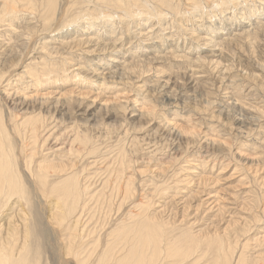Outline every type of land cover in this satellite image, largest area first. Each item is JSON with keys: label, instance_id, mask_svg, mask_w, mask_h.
Instances as JSON below:
<instances>
[{"label": "rangeland", "instance_id": "1", "mask_svg": "<svg viewBox=\"0 0 264 264\" xmlns=\"http://www.w3.org/2000/svg\"><path fill=\"white\" fill-rule=\"evenodd\" d=\"M199 1L190 7L173 0L171 13L149 20L116 15L90 25L82 18L58 22L60 29L39 41L61 54L56 58L64 69L38 47L27 62L35 76L22 68V85H0L1 106L19 118L24 109L2 105L4 97L35 108L66 105L68 114L50 117L55 136L48 145L55 152L72 143L83 149L76 168L86 196L72 219L85 239H102L96 254L108 232L145 214L172 241L214 237L234 250L232 264L241 254L247 264H264V0ZM19 16L0 28V64L13 51L11 30L35 26L32 15ZM36 63H48L50 81L35 83ZM85 133L95 154L90 142L74 141ZM28 196L31 263L38 253L40 264H60L65 237L45 238L41 210ZM208 257L194 264H208Z\"/></svg>", "mask_w": 264, "mask_h": 264}, {"label": "bare ground", "instance_id": "2", "mask_svg": "<svg viewBox=\"0 0 264 264\" xmlns=\"http://www.w3.org/2000/svg\"><path fill=\"white\" fill-rule=\"evenodd\" d=\"M172 1L0 0V28L6 27L3 26L5 22H8L9 26H13L20 14L24 15L26 19L27 16L32 15L35 20V26L31 28L27 26L22 27L19 31L11 30L15 33L13 37L17 36V38H15L16 41L12 45V54L10 53V55L2 59L0 64V85H11L14 83L22 85V76L18 75L21 70L23 71L22 68H26V74L30 77L35 76L30 72L33 67L30 68V63L27 62L34 60L32 59L34 57L32 52L38 47L42 50H40L39 55L44 58L48 56L50 62L55 60L52 63L58 64L61 67L60 70L64 69V66H61L62 62L57 61L58 59L56 58L61 54L52 47L50 49L46 43L39 41L40 39L42 40L43 35L46 33L58 30L61 27V25L57 24L58 22L63 21L62 24L68 25L82 18L90 25L95 19L105 18L106 16L112 18L116 15L119 16V19L123 17L132 18L139 15L141 19L146 18L145 20H149L151 17H157L163 13H171L172 10L170 8L174 7ZM186 1L189 2L190 7H193L194 5L196 6L199 0ZM227 1L232 0H223L221 3L226 4ZM157 5L161 7L158 8ZM166 6H169V9L165 11ZM118 10L121 12L120 15L117 14L119 13L117 12ZM178 12L181 13L179 10ZM67 58L64 57L62 60L59 58V60L63 61L64 59L65 61L68 60ZM36 64L38 68H35V74L37 75L35 83H43V79L46 78L50 81L52 77L49 74L47 75L48 63L45 64V67H42L41 63ZM68 64L71 65L70 63ZM28 67L29 69L27 70ZM114 67L115 65L113 64L108 65L109 70ZM77 72L79 73V71ZM40 75L44 76V78ZM102 75L105 80L107 75L105 73ZM108 77L116 78L114 75ZM46 82L48 81L46 80ZM9 97H4V104L2 105L8 104L15 109L21 106L20 109H24L23 112L26 114L19 118L13 111L5 110L0 103V264H40V256L36 258L38 253L32 254L34 255L32 263V258L29 256L32 248V244L29 241L32 238V229L28 225L29 213L24 210L25 204L29 203V192L34 196L41 210L40 214L44 218L45 238L48 239L49 236L54 235L56 238L58 236L65 237L63 238L64 256L65 254L68 256H58L60 264H67L68 258L72 259L75 264H94L93 260H96V264H156L162 259L166 261V264H194L197 259L199 260V257L208 256V254L210 256L208 257V264H232L234 250L227 249L226 245L224 246L225 241L219 240L217 244V238L202 239L189 234L185 235L184 239L179 243L172 241L171 237H169V231L161 226H156L148 215L144 216L145 214L138 221L136 218V220L134 219L135 221L121 224V226L108 232L109 239L106 237L108 241L105 246L103 245V249L96 254L98 247L102 244V239L99 237L97 239L94 237L89 238V240L85 239L84 235H81L78 230V219H72L77 216L82 207L84 196H86L84 194L86 189L83 188L82 179H80L76 168V165H78L76 164L77 160L83 149H75L72 143L69 148H65L61 152H55L53 150L55 145H48L49 138L55 136L52 135L53 128L50 129L52 127L50 126V117L58 112L62 115L68 114L66 113L68 110L65 113L63 112L66 105L64 102L57 101L53 105H50V103L48 106L41 104L39 108H35L28 103H20V100L17 105L12 98V100H9ZM76 107V113H78L81 110V106L78 104ZM88 110L86 109L84 113L81 111L79 116L87 115L89 113ZM47 115L50 116L47 117ZM60 117L62 120L63 117ZM92 139L89 134L85 133L82 136L77 135L74 141L78 140L84 144L90 142L93 146L90 147L89 152L95 154L98 149H96L95 141L94 144L92 143ZM57 151H60V149ZM71 219L72 221L75 220V222L71 223ZM59 229L63 232L61 235L58 232ZM163 241L167 242L165 249L162 248ZM121 243L124 247L120 249L118 246ZM194 254H197V256L191 259ZM113 257L114 259L111 263ZM247 263L248 261H246V257L243 254L235 262V264Z\"/></svg>", "mask_w": 264, "mask_h": 264}]
</instances>
